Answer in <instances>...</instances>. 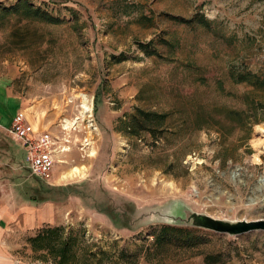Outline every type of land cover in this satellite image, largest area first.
Instances as JSON below:
<instances>
[{
    "label": "rangeland",
    "instance_id": "rangeland-1",
    "mask_svg": "<svg viewBox=\"0 0 264 264\" xmlns=\"http://www.w3.org/2000/svg\"><path fill=\"white\" fill-rule=\"evenodd\" d=\"M27 1L61 21L0 11V75L65 163L19 182V207L36 185L72 190L27 225L13 211L0 264H264V231L191 225L264 218V0ZM161 224L200 243L158 246ZM44 227L64 258L56 236L31 240Z\"/></svg>",
    "mask_w": 264,
    "mask_h": 264
},
{
    "label": "crops",
    "instance_id": "crops-1",
    "mask_svg": "<svg viewBox=\"0 0 264 264\" xmlns=\"http://www.w3.org/2000/svg\"><path fill=\"white\" fill-rule=\"evenodd\" d=\"M25 109L27 108L23 106V102L12 91L10 78L6 75H0V234H2L5 229H8L9 224L12 222L13 211H15L14 214L17 212L23 215V223L27 225L29 221H34L35 207L33 204L41 203L29 200L28 197L27 201L29 204L28 202L25 203L22 201L21 207H19L20 203L17 193L19 182L30 183L35 178L31 176L27 170L23 145L8 132L11 118L16 111L22 110L25 113L27 122L33 130H47L38 119L30 117V115L25 112ZM63 154V151L56 154L59 160L56 163H65L62 158ZM19 168H24L26 170V176L23 177L24 179L18 175L17 170ZM35 187L36 186L33 187L32 192L35 190ZM47 201H42V203ZM19 208L21 210H19Z\"/></svg>",
    "mask_w": 264,
    "mask_h": 264
},
{
    "label": "trees",
    "instance_id": "trees-1",
    "mask_svg": "<svg viewBox=\"0 0 264 264\" xmlns=\"http://www.w3.org/2000/svg\"><path fill=\"white\" fill-rule=\"evenodd\" d=\"M0 11L4 14H21L23 16L37 19L46 23H59L61 19L57 17H53L49 13L39 9L38 7H34L27 0H17L10 6L2 7ZM200 24H206V20L201 18L199 21ZM249 74V73H248ZM252 75L239 77L240 81L249 80ZM71 186L69 185H36L35 190L32 195L29 196V200L35 202L42 201H57L60 199H64L67 195H69L71 191ZM60 232L59 227H44L40 229L32 238L39 239L42 241L50 242L54 236L58 239V235ZM53 236V237H52ZM154 241L158 246L162 247H174V248H189L193 247L196 244L200 243V237L195 233V230L190 227H180V226H169V225H159L157 230L153 233ZM59 244V254L62 258L66 255L68 251V242L67 239L60 240L58 239ZM216 255L207 256L204 261L208 264H214L217 259ZM62 261H57L56 264H62Z\"/></svg>",
    "mask_w": 264,
    "mask_h": 264
},
{
    "label": "built area",
    "instance_id": "built-area-1",
    "mask_svg": "<svg viewBox=\"0 0 264 264\" xmlns=\"http://www.w3.org/2000/svg\"><path fill=\"white\" fill-rule=\"evenodd\" d=\"M8 132L23 145L29 174L47 183L52 177L53 165L59 161L56 154L65 148L50 131L33 130L22 110L12 116Z\"/></svg>",
    "mask_w": 264,
    "mask_h": 264
},
{
    "label": "water",
    "instance_id": "water-1",
    "mask_svg": "<svg viewBox=\"0 0 264 264\" xmlns=\"http://www.w3.org/2000/svg\"><path fill=\"white\" fill-rule=\"evenodd\" d=\"M191 225L212 230L217 233L238 235L252 230L264 231V218L253 220H237L233 223L212 219L205 215H194Z\"/></svg>",
    "mask_w": 264,
    "mask_h": 264
},
{
    "label": "bare ground",
    "instance_id": "bare-ground-1",
    "mask_svg": "<svg viewBox=\"0 0 264 264\" xmlns=\"http://www.w3.org/2000/svg\"><path fill=\"white\" fill-rule=\"evenodd\" d=\"M82 175H84V170L79 169V168H73L69 172L62 173L60 178L62 181H65L71 178L81 177Z\"/></svg>",
    "mask_w": 264,
    "mask_h": 264
}]
</instances>
